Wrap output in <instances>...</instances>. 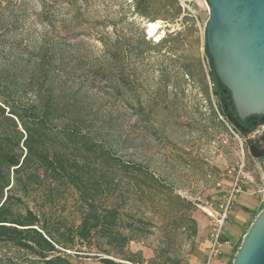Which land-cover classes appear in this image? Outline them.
I'll return each instance as SVG.
<instances>
[{"label": "trees", "instance_id": "obj_1", "mask_svg": "<svg viewBox=\"0 0 264 264\" xmlns=\"http://www.w3.org/2000/svg\"><path fill=\"white\" fill-rule=\"evenodd\" d=\"M41 1L45 6L46 0ZM79 1L66 0L67 10L79 12ZM131 1L143 22L163 21L165 34L152 41L141 30L138 46L129 52L126 35L114 45L102 36L109 62L136 60L148 49L174 62L172 56L178 58L188 42L200 45L196 19L181 0ZM188 20L192 39L186 27L171 31V25ZM203 49L213 93L219 97L223 89L228 95L225 110L218 103L223 127L229 130L227 123L233 130L252 131L264 123V116L246 122L238 117L229 91L214 72L205 35ZM193 60L205 81L202 60ZM179 68L183 77H194L191 65ZM35 73L46 76L42 65ZM103 76L107 81L108 75ZM33 77L22 81L19 69L0 63V264H83V259L101 264H183L179 239L190 241L198 235V222L191 215L197 203L147 163L122 155L121 147L103 131V122L75 97L33 87ZM179 78L173 81L176 86ZM213 113L217 115L214 109ZM71 199L78 223L56 212ZM154 229L162 232V239L151 258L130 249L132 242L144 241Z\"/></svg>", "mask_w": 264, "mask_h": 264}, {"label": "rangeland", "instance_id": "obj_2", "mask_svg": "<svg viewBox=\"0 0 264 264\" xmlns=\"http://www.w3.org/2000/svg\"><path fill=\"white\" fill-rule=\"evenodd\" d=\"M65 1L46 0L44 6L41 0H0V63L19 69L22 81L34 74L33 87L75 97L86 112L103 122V131L121 147L122 155L147 163L179 193L197 203L193 217L209 219L206 208H218L230 187L226 171L242 159L253 177L252 181H244L243 190L256 191L263 202L264 123L252 131L233 130L227 123L226 130L220 123L223 117L218 103L225 110L228 95L223 89L219 97L213 93L208 74L203 49L209 17L207 0H181L196 19L201 42L198 47L188 42L178 58L172 56L174 62L152 49L136 60L109 62L100 37L114 45L120 35H126L130 44L125 50L129 52L138 46L141 30L152 41L165 34L166 24L161 20L150 33L149 23L133 12L131 0H81L79 12L68 11ZM184 27L190 33L191 21L171 25L170 29ZM187 36L192 39L191 33ZM194 56L203 62L205 81L195 69ZM184 63L191 65L194 77L181 75L179 67ZM39 65L46 76L35 73ZM103 75H108L107 81ZM176 75L180 77L178 86L173 82ZM56 212L78 223L72 199L62 202ZM251 223L238 227L233 234L225 226L222 239L229 241L232 254L227 264H233ZM161 239L162 232L154 229L144 241L132 242L130 249L141 250L149 259ZM181 240L183 264L206 263L209 246L204 251V237ZM82 263L101 264L93 259H83Z\"/></svg>", "mask_w": 264, "mask_h": 264}, {"label": "water", "instance_id": "obj_3", "mask_svg": "<svg viewBox=\"0 0 264 264\" xmlns=\"http://www.w3.org/2000/svg\"><path fill=\"white\" fill-rule=\"evenodd\" d=\"M207 51L242 121L264 116V0H207ZM233 264H264V208L244 236Z\"/></svg>", "mask_w": 264, "mask_h": 264}, {"label": "built area", "instance_id": "obj_4", "mask_svg": "<svg viewBox=\"0 0 264 264\" xmlns=\"http://www.w3.org/2000/svg\"><path fill=\"white\" fill-rule=\"evenodd\" d=\"M236 136L238 137V135ZM245 167V159H242L226 171V176L230 178V187L224 195V201L220 203L218 208H206L205 212L210 223L208 231L209 250L205 264H211L216 257L223 253L225 246L229 245V241L222 239L228 215L232 210L233 202L244 191V181L253 180L252 175L247 173ZM218 186L221 187V183H218Z\"/></svg>", "mask_w": 264, "mask_h": 264}, {"label": "crops", "instance_id": "obj_5", "mask_svg": "<svg viewBox=\"0 0 264 264\" xmlns=\"http://www.w3.org/2000/svg\"><path fill=\"white\" fill-rule=\"evenodd\" d=\"M263 199L259 200V195L256 191L245 189L241 194L238 195L235 203V208L230 212L229 222L226 223V229L229 234H233L238 227L244 225L247 222L255 220L257 215L261 212L263 206ZM198 222V237H204V251L207 252L209 246L208 231H209V219L194 217ZM251 223V224H252ZM224 229V234L226 235ZM232 254L229 251V247L225 246L223 253L216 257L212 264H227V260Z\"/></svg>", "mask_w": 264, "mask_h": 264}, {"label": "bare ground", "instance_id": "obj_6", "mask_svg": "<svg viewBox=\"0 0 264 264\" xmlns=\"http://www.w3.org/2000/svg\"><path fill=\"white\" fill-rule=\"evenodd\" d=\"M158 25H159L158 22H150L149 26H148L149 27V32L153 33Z\"/></svg>", "mask_w": 264, "mask_h": 264}]
</instances>
